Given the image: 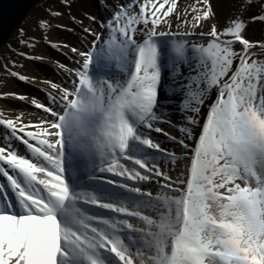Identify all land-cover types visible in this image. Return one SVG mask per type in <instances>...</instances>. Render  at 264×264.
<instances>
[{"label": "snow or ice", "instance_id": "6c2138e0", "mask_svg": "<svg viewBox=\"0 0 264 264\" xmlns=\"http://www.w3.org/2000/svg\"><path fill=\"white\" fill-rule=\"evenodd\" d=\"M98 2L107 10L106 17L85 13L89 24L84 25L83 20L69 16L83 33L81 46L68 42L57 44L47 41L43 35L40 37L61 55L67 56L70 52L76 58L72 66L58 62V69L69 75L71 86L48 81L55 93L46 92L47 104L32 100V106L42 110L46 118L24 123L21 114L16 117L20 126L15 120L0 119V127L7 129L5 141L0 145V176L8 182H0V217L5 218L6 229L12 219L18 227L21 217L45 215L46 211L41 209L45 204L52 205L58 225L72 227L81 237L79 248L63 237L60 239L55 264H110V258L115 264H140L144 251L141 230L130 222V218L140 217L128 205L143 207L145 200L159 199L142 186L155 181L159 190L177 191L170 186L183 175L182 188H186L194 171L209 173V178L219 175L226 180L225 173L233 158L241 154L235 139V129L241 127L237 124L238 115L264 140L261 131L264 128V40L253 41L246 37L248 22L241 15L226 20L222 26L211 24L207 33H197L195 29L201 27L202 22L216 15L210 0H197L201 7H191L190 19L187 8L180 11L178 0ZM72 3L73 0H61L66 8H71ZM252 3L253 0H243L241 11ZM260 7L261 12L250 19L264 24V0ZM48 14L51 17L63 15L52 9ZM173 17L178 22L177 27L190 26L191 30L174 31ZM38 24L41 29L52 27L46 19ZM58 27L73 30L63 25ZM193 38L203 42H193ZM21 43L32 48L36 38ZM235 45H239V49ZM18 55L32 58L25 53ZM94 62L99 64V72L105 74V78L97 82L103 86L106 99L108 93L115 96L130 89L145 109L140 119L132 120V132L118 144L112 143L111 150L102 156L96 154L97 149L87 140L81 143L75 131L84 107L74 109L76 96L86 76L94 75ZM115 75L124 78H110ZM17 78L26 81L23 75ZM213 92L215 97L207 104L201 120V110ZM17 98L26 99L23 95ZM165 102L179 112L180 121H174L166 112ZM162 125L176 129L180 135ZM152 132L162 134L179 151L163 148L152 137ZM13 140L23 146L26 154L13 146ZM70 146L75 152H69ZM69 154L79 158L80 166L71 165L67 159ZM155 154H159V158ZM181 159L185 169L173 178L171 168L165 165L174 166ZM85 176L89 181H102L124 192L117 194L116 199L105 201L95 191L84 190L93 187L83 183ZM56 185L62 191H58ZM231 187L229 182L222 191L227 193ZM82 191L93 193L94 201H86L87 204L115 216L95 215V219L88 221L90 226L81 232L80 226L72 221V213L73 204L81 202L73 198H78ZM129 195L138 199L120 198ZM120 214L123 217L117 218ZM10 240L6 234L0 244V264H26L27 244L14 251L9 246Z\"/></svg>", "mask_w": 264, "mask_h": 264}, {"label": "bare ground", "instance_id": "6f19581e", "mask_svg": "<svg viewBox=\"0 0 264 264\" xmlns=\"http://www.w3.org/2000/svg\"><path fill=\"white\" fill-rule=\"evenodd\" d=\"M241 1L242 0H210L213 11L215 12L216 15L213 19H210L206 22H202V26L196 28L195 31L207 33L210 30L211 24L213 23H217L218 26H222L219 20H221L224 23L226 20L233 18L234 14L236 13L237 7ZM97 2L98 0H73L71 8H66L63 6V4H60L56 8L57 9L56 11L62 12L63 15L60 17H51L49 15H46L49 17L50 24L52 25V27H46L44 29H41L39 27L38 22L41 19H44L45 15L42 14V12H39L38 16L34 20V23H32L35 24L36 27V32H34V36L40 42H41L40 37L42 35L44 37H46L45 35L48 34L53 35L56 37L54 40L57 41L59 40L58 39L59 36H62L63 38H65L66 42L70 43L71 45L81 46L78 38L73 34H71V33L78 34V30H75L76 28L70 31V33L69 32L61 33L57 30V23H64L68 20L71 21V19H69V16L71 15V16H75L78 20H83L84 25H88V22H86L87 19L85 17V13L96 16L98 11L99 17H101L100 12L102 8L99 7V2L97 6L96 4ZM200 5L201 4L197 3V0H178V7L181 12H183L186 8L188 9L189 19H190L191 7L192 6L200 7ZM107 15L108 12L107 13L105 12L104 17H106ZM26 18H24L20 26L23 24ZM173 21H174L173 23L174 31H179L181 33L184 32L185 28L186 30H191L190 26L181 25L177 27L178 22H176L175 17H173ZM17 30L14 32V34L17 32ZM78 35L80 38L83 37V34H78ZM37 40L35 46L32 48L25 47L24 43H22L20 46H22V48L25 51H27V49H30L33 51H39L43 53L46 50L47 51L51 50L56 54V56L59 59H62L64 61L67 60L71 61L76 59L74 56H72L70 52H68V55L65 56V55H61L60 52H58L54 48L48 47L47 49L43 45V43H45L44 40H42L43 43L42 42L40 43ZM46 40L48 41V39ZM9 42H10V38L1 47L0 53L4 50V48L9 47L10 44ZM63 43L64 42H58L57 44H63ZM63 51L67 52V49H63ZM69 57H71V59H69ZM13 62L14 61H9V64L15 66V63ZM98 67L99 64L94 62L93 74L95 76L93 75V77H87L84 81L81 82L79 95L76 96V104L74 105V109L80 108L81 105L84 106L79 113L81 119L78 121L76 125L77 128L75 131L77 133V137L81 136L82 134L84 135L89 134L92 131L94 133L95 139H88L87 142L89 143L91 141L90 144H92L94 147L96 144L95 147V149H97L96 154L98 156H102L106 154V151L111 150L110 146L112 143L118 144L124 136L132 132L133 130L132 120L140 119L145 109L142 107L143 102L135 94H132L130 92V89L128 92L124 94L123 98L119 101L118 104L114 102V99L118 94L116 96H112V94H110V98L107 104L103 105L102 103H103L104 89L103 86L99 84L97 81L100 79H104L105 74L99 72V70L97 69ZM20 68L23 69L27 74H29V76L34 77V78H30L29 76H26V81H24V83L30 85L31 90L33 89V87H35L36 89L35 90L33 89V92L37 96L47 100L46 91L41 92V89H45V88L49 89L50 92L55 93V90L51 89L50 83H48L49 80L44 79V77H42V79L39 78L40 73L37 70H35L33 65H31L28 61H26L24 66ZM7 71L8 70L6 69V71L0 72V89H2L3 87L11 89L13 87L11 83L3 84L1 81L2 78L4 79L3 76L7 73ZM61 72L63 75H67L66 80H69V83L71 85L69 75L63 71ZM44 74H43L44 76L48 75L55 77L54 74L48 73L46 71L44 72ZM166 74H167V69H165V75ZM110 78L123 79L124 77L121 75H115V76H111ZM87 80L88 81L91 80L92 84L91 82L87 83L86 82ZM84 83H87V86H85L86 87L85 91L82 88V85ZM59 94H63V93H59ZM12 96L14 95L7 94L6 97L11 98ZM26 99L25 100L17 99V102L23 103V101L24 102L27 101ZM0 103L2 104L3 102ZM112 103H114L113 110L107 113V117L109 121L110 119L114 118L113 122L115 124L113 122H109L108 133H107L106 130H101L102 128L101 124L103 123L106 124V122H108L106 118L105 121H103L104 119L101 118V115L105 111L106 109L105 107L108 104H112ZM165 103L167 104L166 106H168L166 112L171 115V118L174 121H180L181 116L179 112L175 108L171 107V105L168 104V102ZM3 104L6 105L5 103ZM21 107H23L24 109L23 110L19 109L18 111L13 109L12 112L11 110L6 111L5 108L0 109L3 111V113H1L0 119L9 120V121L15 120L17 126H20V121L16 119V117L21 114H23L22 120L24 123H29V122L35 123L45 119L42 118V116L36 115L35 113L28 111L24 107V105ZM61 107L64 108L63 105H61ZM64 111H68V109L64 108ZM206 111H207V106H206ZM115 117L118 118L115 119ZM101 120L103 121L102 123ZM241 122L246 124L243 117H240L238 115L237 123H241ZM196 130L199 131L198 128ZM261 131L263 132V129ZM245 134H248L249 139L253 142L259 138L255 130L250 125H246ZM105 135H107L108 138L103 141ZM237 141L241 148V154L239 155V157L234 158V163H232L233 161L231 162L228 170H232L235 173L239 171L237 172L238 176L251 177L254 182V186L257 185V187L250 186L247 180H246L247 181L246 184L249 185L248 187L245 184H243V182L237 183V181L232 180V178L230 177L231 175H228L226 180H222L218 178L223 183H218V180L215 177L207 178L206 175H204L205 178L202 179L200 185L193 187L192 193H195L197 191H204V194L206 195L205 197L207 199L206 206L201 205L200 200L191 201L189 203V206L187 207L183 206V204L180 202L181 201L180 198L176 200L175 199L171 200L170 202H168L167 208L168 209L173 208V210L177 212V217L176 219H171V220L168 218V220L166 221H165L166 218L165 213L167 212L161 209L160 207L161 205L158 206L160 207L159 210L152 208L151 205L154 206L152 200L151 201L145 200L144 204L146 206H144L141 209V211L138 209L137 204H136L137 207H135L134 204L132 205L133 207L128 205L132 209V211L135 212V214L138 217H140L141 220H143V222L141 223L143 224L142 225L143 227H141L142 232L148 233L152 231V233H156L157 230V233L161 234L163 230H166L164 228L165 227L167 228L168 226L169 227L168 232L167 231L164 232L173 233L172 236L175 235L177 242L175 241L172 242L171 240L168 243L165 242L166 244L165 246H163L164 250L161 249L162 248L161 244H156V249L153 252L154 254L152 255H148L149 251L147 250L148 253L147 255L150 256L148 258H153L152 264H261V255H264V214H260L258 210L260 209L261 206H264V194H263L264 188L262 186L264 185L263 176H262V174H264V152L262 155L259 154L256 155V157L254 158H249L250 153H248L247 151L246 146L248 144L246 143V141L245 140L244 141L237 140ZM3 143L4 141L0 139V145H2ZM160 143L162 147L163 145L167 144V142L165 141H161ZM171 144L172 143H170V145ZM13 146L17 147L22 154H26L22 146L19 144L16 145L14 143V140H13ZM69 151L75 152V148L70 146ZM74 157L75 155L73 156V160L71 159L74 165L80 166L81 163H77V160L76 162H74ZM241 157L242 160L240 159ZM238 158L242 161V163L239 161ZM85 177L88 178L87 176ZM0 182L4 184L8 183L3 176H0ZM85 182L87 181L85 180ZM98 182L99 181H94V184L91 183L92 186H96V190H94V188L92 189L86 188L84 190L95 191L105 201H109L117 198L116 197L117 190L115 189L113 190L112 186L102 181H100L99 183ZM229 182H231L232 184V187L229 189V191L230 192L240 191L241 193H239V196L241 198L234 197L233 195H231L232 193L230 194L229 191H228L229 195H226V192L222 191L224 186ZM84 184L89 185L87 183ZM56 187L58 191H62L59 185H56ZM97 190H99L100 192ZM103 190H112V191L108 192ZM261 190L263 193H261ZM212 191H216L217 194H219V196H222L224 198L222 200H216L214 197V200H216L214 202H219V201L222 202V206L218 210L215 207V204L213 203L212 200L213 197L211 198V196L209 195L207 196V193L208 192L212 193ZM256 192H258L259 194H257ZM186 194L187 193L185 192L183 198H185ZM80 195L83 199H86L89 202L94 201V196L92 192L82 191ZM192 196L193 194L191 195V197ZM131 197L134 198V196H130V198ZM237 200L242 201V204L240 206H235L232 203V207L228 208L227 206L228 203L234 201V203L236 204ZM224 203L226 205H224ZM44 208L45 206L41 209V211H43ZM89 209H94L96 214H93L92 216H85L82 220H79V222H77L78 223L77 225L81 224V222L83 223V221L84 223H88L89 220L96 218L95 215H100L105 218H109L111 216H104V215L112 214L108 210L99 209L98 206H94V205H91ZM239 210H242L243 212ZM142 213H147V215L146 214L142 215ZM172 213H173L172 211L171 213L169 212V215H171ZM154 216L155 218H153ZM157 216H159L158 219ZM185 216L187 217L186 222H185ZM130 222L134 223L135 225H139L138 220L133 219ZM155 224L157 225V228L154 227ZM149 227H151L150 230ZM72 231H75L72 227H69L67 225H58L55 216L54 217L51 216L41 217V216H30V215L23 216L19 219L18 227L15 219L8 221L7 229L5 228V218L0 217V244H2L3 241L5 240L6 234L10 236L11 239L12 237L15 238V242L10 240V245H9L13 248L14 251H18L19 248L25 245L26 243L27 244L25 248V255L27 256L26 264H55L54 255H49L39 252L42 255L37 256L36 252L41 251L42 249L48 246H52L54 244L59 245L60 242L58 240L59 234L61 233L71 234ZM29 232L33 233L32 239L29 237L28 234ZM142 254L144 255V253ZM147 255L145 256L147 257ZM110 259L114 261V259L112 258Z\"/></svg>", "mask_w": 264, "mask_h": 264}, {"label": "rangeland", "instance_id": "374dc122", "mask_svg": "<svg viewBox=\"0 0 264 264\" xmlns=\"http://www.w3.org/2000/svg\"><path fill=\"white\" fill-rule=\"evenodd\" d=\"M262 0H253V3L249 6H247L246 10H244L243 12L241 11V6H242V3H243V0L240 2V4L238 5L237 7V10H236V13L234 14L233 17H236L238 15H241L242 18L248 22V27L246 29V32H245V35L247 38H250L252 39L253 41H260V40H264V24H261L259 23L258 21L257 22H253L251 21V16L253 15H257L261 12V7H260V4H261ZM56 3H59V4H56ZM61 4V0H45L44 2L40 3L39 5H37L36 7H34L30 13L27 15V18L26 20L23 22V24L18 28L17 32L15 34H13L10 38V44H9V47H6L4 48V50L0 53V72H3V71H6V69L8 70L7 73L3 76L4 79L2 78V83H11L13 85V87L10 89L8 88H2L0 89V91H3V92H0V97H6L7 94H13L14 96H12L11 98H0V102H3L5 103L6 105H3L0 103V109L2 108H5L6 111L7 110H19V109H24L23 106L28 110V111H31L33 113H35L36 115H39V116H42V118H46V114L40 110V109H37L35 107L32 106V100L33 99H36L40 102H43L45 104H47V100L45 99H42L41 97L37 96L34 92H33V89L35 90L36 88L33 87V89L31 90L30 88V85H27L26 83H24V81L22 82L20 79H18V75H23V76H29V74H27L23 69H21L20 67H23L24 64L26 63V61H28L31 65H33L34 69L37 70L40 75H39V78L42 79V77H44V79L46 80H49V81H54V82H57V83H62V84H65V85H70L69 83V80H66L67 78V75H63L62 72L58 69V62H62L68 66H72V61H64L62 59H59L56 54L51 51V50H46L45 52L41 53L39 51H33V50H30V49H27V51H25L22 46H20L22 43L21 41L24 40V41H28L29 39L31 38H36L34 36V32H36V27H35V24H32L34 23V20L35 18L38 16L39 12H42V14L45 15L44 19L48 20L50 22V19L48 16L46 15H49L48 14V10L49 9H52V10H57L56 8ZM97 6H98V3H96ZM100 7V5H99ZM201 7V5H200ZM101 9V8H99ZM105 9H102L101 12H100V15H104L105 12L107 13V10L103 11ZM103 11V12H102ZM99 17V12L97 11V15ZM221 25H223L224 23L219 20ZM86 22H88L89 24V21L86 20ZM59 25H63V26H66L67 28H70V29H73L76 28L75 30H78V34H83L81 33L80 31V27L74 25L72 23V21H66L64 23H57V30L59 32H69L70 31H67V30H64V28H61V27H58ZM188 28V27H187ZM186 31V28L185 30ZM197 32V31H196ZM183 33V32H181ZM197 33H200V32H197ZM48 34V33H47ZM73 34L74 36H76L78 38V40L80 41V37L78 34H74V33H71ZM46 39H48L49 42H54V43H58V42H66L65 38H63L62 36H59V40H54L56 37L53 36V35H45ZM37 40V39H36ZM42 40L44 39H41V42ZM90 40V38H89ZM38 41V40H37ZM45 41V40H44ZM40 42V41H38ZM40 42V43H41ZM193 42H199V43H202L203 41H200V40H197L196 38H193ZM43 43V42H42ZM88 41H85V44H87ZM44 47L48 49L49 47V44L48 43H43ZM235 47L237 49H239V45H235ZM254 51H259V49H254ZM18 53H25V54H28L30 55L32 58H25V56L23 55H18ZM264 58V57H262ZM9 61H14L15 63V66L14 65H10L9 64ZM48 72V73H52L55 75V77L53 76H44V72ZM12 72H15L17 75H11L10 73ZM3 74V73H2ZM44 74V75H43ZM95 76V75H94ZM30 78H34L33 76H29ZM93 77V76H92ZM100 77V76H99ZM63 78V80H62ZM87 78V76H86ZM85 78V79H86ZM87 83H90L92 84V81H86ZM87 83H84L82 85V88L86 89L85 86H87ZM15 87V88H14ZM19 90H17V89ZM21 89V90H20ZM46 92H50L49 89H44ZM42 92V91H41ZM105 92H103V103H105L110 94L111 93H108L107 94V99L105 98ZM18 95H23L25 97H27V101H23V103H19L17 102V96ZM215 97V92H213L212 96L210 98H208L206 100V104L205 106L202 108L201 110V114H200V119L203 120L204 118V115L206 113V106L208 103H211V100L214 99ZM30 99V100H29ZM167 105V104H166ZM4 106V107H3ZM1 113H3L2 110H0V116H1ZM89 114V113H88ZM238 125H241V127H238L235 129V139L236 140H245L246 143L248 144L246 147H247V151L249 154V158H254L256 157V155H261L262 152H264V140L258 138L256 141H251L249 139V135L248 134H245V128H246V124L241 122V123H237ZM166 130L168 131H171L173 134L175 135H178L179 133L176 132V129L174 128H168V125H162ZM263 129V132H264V128ZM7 132V129L4 128V127H0V139L2 141H5V134ZM152 137L154 139H156L157 141L161 142V141H165L167 142V144L163 145V148L165 149H169V150H177V146L174 145L171 141H169L166 137H164L162 134H159V133H155V132H152L151 133ZM180 135V134H179ZM248 135V136H247ZM252 143H250V142ZM14 143L16 145H18L19 143L17 141L14 140ZM169 143V144H168ZM170 143H172L170 145ZM189 143L191 144L192 142L189 141ZM22 146V145H21ZM23 148V146H22ZM150 151V150H149ZM157 155V157L159 158V154H155ZM258 158V157H257ZM162 160V158H160ZM239 159V158H238ZM242 160V157L240 158ZM239 159V161L242 163V161ZM234 163V158L232 160ZM166 168H171V172H170V175L173 177V178H176L180 172L184 171L185 169V162L183 159L179 160L177 162L176 165L172 166V165H165ZM232 174H230V173ZM239 172V171H237ZM237 172H233L232 170H228L225 175L226 177H228V175H231L230 177L232 178L233 181H237V183H242L245 184L247 187L250 185V186H253V187H257V185L254 186V182L252 180L251 177H248V176H238L237 175ZM207 178L210 177V174L209 173H205V172H201V171H194L191 178H189L188 180V184H187V187L186 188H182V182L184 180V176L183 175H180L179 176V180L174 184V185H171L170 187H175L177 189V191H162V190H159V188L157 187L156 185V182H152V184L150 185H143L142 187L145 189V190H150L152 195L154 196H157L159 197L158 200L154 199L152 200L153 202V205H151L152 208H155L156 210H159V208L161 207V209L163 211H166L167 213L166 214V218H165V221L168 220V218L171 220V219H176L177 217V212L173 210V208H167L168 206V202H170L171 200H176L178 198L181 199V203L183 204V206L187 207L189 206V203L193 200H200L201 202V205H205L206 206V195L204 194V191H197L195 193H192V189L194 186H198L201 184V181L202 179L205 178V176ZM193 177V178H192ZM245 177V179H244ZM215 178L218 180V183H223L220 179H222L219 175L215 176ZM220 178V179H218ZM240 180V181H239ZM248 181V184H246V182ZM111 186V185H110ZM263 188H264V185H262ZM113 190H117L116 194H122L124 192L123 189H120V188H112ZM112 190H109V192H111ZM185 192L187 193L185 195V198L184 197V194ZM230 192V191H229ZM193 194V196L191 197V195ZM232 193V194H231ZM239 193H241L240 191H231L230 194L233 195L234 197H240L239 196ZM257 194H259L258 192H256ZM261 193L262 190H261ZM113 194V193H111ZM264 194V193H263ZM261 194V195H263ZM211 196L212 200H213V203L215 204V207L218 209L221 208L222 206V202H214L216 200H222L224 199L222 196H219V194H217L216 191H212V193L208 192L207 193V196ZM226 195H229V193L227 192ZM214 197L216 200H214ZM121 198V197H120ZM123 198H126L127 200L129 201H134V200H137L138 198L137 197H131L130 198V195L127 196V197H123ZM183 198V199H182ZM241 198V197H240ZM232 203L235 205V206H240L242 204V201L240 200H237L236 204L234 203V201H231V203H228L227 206L228 208L229 207H232ZM133 204H129V206L133 207L132 206ZM135 207L136 204H134ZM161 205V206H160ZM224 205H226L224 203ZM128 206V207H129ZM160 206V207H158ZM191 206V205H190ZM197 206V205H196ZM144 207V206H143ZM142 206L138 205V209L141 211V209L143 208ZM214 207V209H215ZM168 209V210H167ZM187 209V208H186ZM170 210V211H169ZM171 211L173 212L171 215H169V212L171 213ZM241 212H243L242 210H239ZM260 214H264V206H261L260 209L258 210ZM239 212V213H241ZM147 215V213H142V215ZM241 215V214H239ZM104 216H111V217H114L115 214H110V215H104ZM123 217L122 214H120V217H117V218H121ZM159 216H157V219H158ZM155 218V216L153 217ZM186 216H185V222H186ZM138 220V223L139 225H136L140 230H141V227H143L141 224L143 222V220L138 219V218H130V221L132 220ZM156 222V221H155ZM175 223V222H174ZM153 226V225H151ZM155 228H157V225L155 224L154 226ZM165 227V226H164ZM153 228V227H152ZM223 228V227H221ZM151 229V227H149V230ZM164 229L166 230H163V232L160 234V233H157V230H156V233H152L151 232H148V233H145V232H142L141 231V234H140V239L141 241L143 242V248H144V255L141 254L140 256V264H152L153 263V258H148L150 256L148 255H152L154 254L153 252L155 251L156 249V244H161L162 248L163 246H165L166 243H168L170 240L173 242H177L176 238H175V235L172 236L173 233H165L164 231H167L168 232V229L169 227L167 226V228L165 227ZM169 236V237H168ZM166 242V243H165ZM152 244V245H151ZM146 247V248H145ZM147 250L149 251V254L147 253ZM146 253V254H145ZM148 254V255H147ZM147 255V257L145 256ZM148 261H147V259ZM152 257V256H151ZM111 260V259H110ZM149 262V263H148ZM110 264H115V261L111 260L110 261Z\"/></svg>", "mask_w": 264, "mask_h": 264}, {"label": "water", "instance_id": "95a60500", "mask_svg": "<svg viewBox=\"0 0 264 264\" xmlns=\"http://www.w3.org/2000/svg\"><path fill=\"white\" fill-rule=\"evenodd\" d=\"M44 0H0V49L28 13Z\"/></svg>", "mask_w": 264, "mask_h": 264}]
</instances>
